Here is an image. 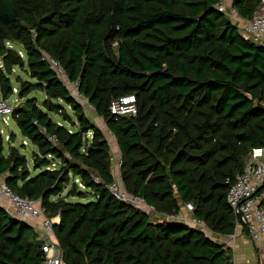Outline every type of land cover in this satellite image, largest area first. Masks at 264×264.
I'll return each mask as SVG.
<instances>
[{
  "label": "trees",
  "instance_id": "trees-1",
  "mask_svg": "<svg viewBox=\"0 0 264 264\" xmlns=\"http://www.w3.org/2000/svg\"><path fill=\"white\" fill-rule=\"evenodd\" d=\"M218 1L0 0V98L17 88L12 120L37 150L29 168L11 131L5 157L0 127V173L14 193L59 216L53 233L65 264H233L229 248L167 218L190 202L212 232L233 234L225 179L264 147V48L242 37ZM259 2L232 5L251 19ZM73 83L114 136L124 188L165 217L151 219L106 190L109 142L70 94ZM32 92L44 93L40 105ZM127 94L137 113L115 119L109 107ZM89 193L87 204L67 200ZM42 261L33 227L0 205V264Z\"/></svg>",
  "mask_w": 264,
  "mask_h": 264
},
{
  "label": "built area",
  "instance_id": "built-area-1",
  "mask_svg": "<svg viewBox=\"0 0 264 264\" xmlns=\"http://www.w3.org/2000/svg\"><path fill=\"white\" fill-rule=\"evenodd\" d=\"M215 8L223 13L232 24L237 26L244 39L253 40L264 48V0H260L258 9L251 19L241 18L237 9L232 3H229V0H219L215 4ZM47 61L59 78L64 81V70L60 64L51 58H47ZM68 85L70 94L80 104H88L87 99L78 92L77 83ZM13 93L17 94V89L14 88ZM16 105H10L7 100L0 98V127L1 125H8V119L12 118ZM88 106L93 109L89 104ZM109 111L115 119L124 116H135L137 113L135 96L127 94L115 99L111 103ZM1 134L4 141L7 142L9 134L4 133L2 127ZM108 134L114 138L110 131H108ZM49 139L53 140L54 138L50 137ZM110 160L113 166L119 170L121 167L120 159H115L110 155ZM93 180L97 182L96 178H93ZM225 183L227 185L226 203L235 218L234 237L235 232L244 228L252 242L260 240L264 237V147L252 148L244 160L241 172L234 179L227 177ZM104 187L115 200L146 212L151 217L158 214L155 212L154 207L149 205L143 197L132 194L124 188L120 174L114 176V180L104 185ZM0 197L8 200L11 213L16 218L29 222L33 229L40 231L38 239L41 243L42 264H65L63 251L53 233L54 226L59 224V216H48L44 208L36 201L14 193L6 185L1 173ZM183 208L189 214L194 211V206L190 202H186ZM175 219L189 224L188 220L186 221V219L179 216H176ZM36 220H40L39 226L33 224ZM192 223L202 226L200 220L194 219Z\"/></svg>",
  "mask_w": 264,
  "mask_h": 264
},
{
  "label": "rangeland",
  "instance_id": "rangeland-1",
  "mask_svg": "<svg viewBox=\"0 0 264 264\" xmlns=\"http://www.w3.org/2000/svg\"><path fill=\"white\" fill-rule=\"evenodd\" d=\"M16 73H17V74H20L21 76H23L24 78H26V75L23 74V72H21V71H19V70H16ZM68 86H69V85H68ZM13 89H14V88H13ZM15 89H17V88H15ZM15 95H16V94H13V95L7 100V103H9L10 105H15V104L20 103L19 100H16V101H15ZM16 96H17V95H16ZM28 98H35V99L37 100V102H38V105H40L41 102L44 100L45 95H44V93H42V92H32L31 94L28 95ZM54 103L57 104V105H60V106H64V105H63L61 102H59V101H54ZM82 105H83V108H84V112H85L86 116L88 117V119L90 120V122H92L93 124H95L96 126H98V127L104 132L106 138H107L108 140H111V142H112L113 139L108 135V131L106 130V128H105V126H104V124H103L102 119H100V118L96 115L95 110L92 109V108H90V107L88 106V104L82 103ZM65 108H66V106H65ZM67 110L70 112V114H72L71 111H70L69 109H67ZM72 115H73V114H72ZM50 116H51L54 120H56V121H61V120H62V118H61L60 116L57 117V115H55L54 113H51ZM72 119H73L74 122H75V127H77L78 124H77V122H76L75 117L73 116ZM65 126H66L70 131L75 130V127H72V126H70L69 124H65ZM1 127H2V129H3V131H4V133H6V134H8V132H10V131H12V132H14V133L16 134L18 140H15V142H14L13 144H14V145H17V146H20L21 144L19 145V143H20V142L22 143L23 148L20 147V153H22L23 155H25L26 159L28 160L27 163H28L29 168H32V162H31V160H32V155H33V154H32L31 152H32V151H35L34 146H33L31 143H29V142H27L28 144L25 145V144L23 143V141H20L21 138H22V136H21V134L19 133L17 127L15 126L14 121L12 120V118H9V119H8V125H7V126H5V125H1ZM105 130H106V131H105ZM91 136H92V133H91V132H88V133L86 134V137H87L88 140H90ZM108 142H109V141H108ZM113 142H114V141H113ZM110 144H112V143H110ZM8 146H9L8 143H4V150H5V151L8 150ZM55 167H56L55 164H51L48 168H49V169H52V168H55ZM39 171H40V170L33 171V174H34V173L37 174ZM75 183L77 184V188H78V190L83 191V192L86 191L85 188H84L82 185H80V184L78 183L77 179L75 180ZM71 188H72V182H69L68 185L66 186V188H65V190H64V192H63V194H62V196H63V197L66 196L67 192H68ZM67 200H68L69 202H71V203L87 204V203H89V202L94 201V200H95V197L89 193V195H88L86 198L67 197ZM157 216H159V215H157ZM152 218H156V215H155L154 217H151V219H152ZM248 242H249V247L246 245V251H245V250L243 251V253L245 254V257H247L248 259H250V260L252 261V263H254V261H255V262L258 261L259 264H264V250H263V251H260L259 253L256 254L252 242H250V241H248ZM250 252H251L252 254H250ZM252 263H250V264H252Z\"/></svg>",
  "mask_w": 264,
  "mask_h": 264
},
{
  "label": "crops",
  "instance_id": "crops-1",
  "mask_svg": "<svg viewBox=\"0 0 264 264\" xmlns=\"http://www.w3.org/2000/svg\"><path fill=\"white\" fill-rule=\"evenodd\" d=\"M232 2H233V0H229V3H232ZM16 100H19V99L15 95V101ZM19 101L21 102V100H19ZM54 121H56V120H54ZM56 122H58L59 124L62 123L61 121H56ZM64 126H65V124H64ZM10 132H8V134ZM15 136H16V134H15ZM112 139H113L114 142L113 141L111 142V140H108L109 141V146H110V155H112L115 159H120V153L118 151L116 142H115L114 138H112ZM15 140H18L17 136L15 137ZM20 141H23V143L25 145L28 144L27 143L28 141L24 137H22ZM4 143H7V142L4 141ZM110 143H112V144H110ZM20 144H22V143L20 142L19 145ZM11 145H13L15 147H19V146L14 145V144H11ZM34 149H35V151H32L31 152L32 154L37 153V150H36L35 147H34ZM4 156L5 157L8 156V150H6V151L4 150ZM27 162H28V160H27ZM31 162H33V155H32ZM113 174H114V176H116L117 174H120L119 170H117L114 166H113ZM33 175H35V173ZM0 205L4 206L6 209H8L11 212V208H10L9 202H8V200L6 198L0 197ZM157 215H159V216H157ZM157 215H156V218L165 217L162 214H157ZM178 216L180 218L186 219V221L188 220L189 224H187V223L186 224L189 225L190 227L201 231L204 235H206L207 237H209L210 239H212L216 243L224 245L225 248H229L230 251H231V254H232V262H233V264H250V263H252V261L250 259H248L247 257H245V254L243 253L244 250L246 251V245L249 247V242L248 241L252 242L249 239V237H248L247 233L245 232L244 228L241 229V230L239 229L237 232H235V237L233 235L234 232L231 235H223V234L214 233L207 226H205L204 223H202V226L192 223V221L195 219L193 217V213L192 214L187 213L184 210L183 206H181ZM175 217L171 216V217H167V218H168V220H174ZM174 221L179 222L178 219H175ZM27 223L30 224L29 222H27ZM33 224L36 225V226H39L40 225V220H36L35 222H33ZM234 231H235V229H234ZM35 232H36L37 236L39 237L40 231L39 230H35ZM252 244H253V247H254V250H255L256 254L259 253L260 251H263L264 250V237H262L260 240H258L256 242H252ZM250 254H252V253L250 252ZM252 264H259V263H258V261L257 262L254 261V263H252Z\"/></svg>",
  "mask_w": 264,
  "mask_h": 264
}]
</instances>
